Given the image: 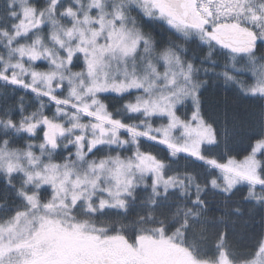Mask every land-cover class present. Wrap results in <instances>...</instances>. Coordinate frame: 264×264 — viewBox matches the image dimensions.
Wrapping results in <instances>:
<instances>
[{
	"label": "rangeland",
	"instance_id": "1",
	"mask_svg": "<svg viewBox=\"0 0 264 264\" xmlns=\"http://www.w3.org/2000/svg\"><path fill=\"white\" fill-rule=\"evenodd\" d=\"M156 2L160 5V10L153 12V17H159V19H156L157 21L167 24V20L172 18L174 23L179 24L181 20H178L177 13L171 9L168 3L164 0H156ZM221 2L222 0H195V6L208 8L212 12L211 22L215 27L211 34L212 38L208 39V44L214 45V48L222 46L223 51L230 53L231 56H239L241 53L234 50L242 47L236 48L224 44L222 39L234 37L251 40L249 27L251 14L247 11V6L251 0H239V3L245 7L242 15L238 11L228 12L227 10H224L222 15L218 14L217 10ZM2 3H4L2 19L7 23L3 24L4 26L1 29H7L11 36L12 29L8 27L9 0H2ZM11 3L19 4L20 0H11ZM96 3L97 0H60L54 16L45 9L43 23L47 25V30L37 29L30 37L22 38L16 44V47L21 44L29 47L38 36L41 38L42 43L38 46V50L43 54L45 48L49 49L51 57L42 55L44 63L38 66H33L31 61L27 59L23 63L36 72L50 74L62 71L68 79L58 77L53 79L51 88L41 79L34 86L41 93L51 91L55 94L58 90L57 86L63 85V91H59L58 98L66 100L68 103L55 105L54 107L60 109V111L54 112L53 108L48 107L51 101L42 96H34L40 103L43 101V106L51 112L49 115L51 125L46 126V131L50 138L54 136L59 145V151L51 149L50 146L41 150L39 147L40 135L36 137L30 149L18 148L21 167L17 169V172L21 174L12 179L11 183L14 187L10 189L16 190L17 196L15 198L20 200V204L17 207L0 204V238L11 240L12 245L19 246V250L12 253L11 258L14 264H70L74 261H77L76 264H84L88 259L92 264H97L103 253L111 255L109 261L112 264H150L152 261H154L153 264H217L215 259L203 260L194 257L186 250V246H181L174 237H166L163 232H159L160 234L156 236H154L155 233L153 235H142L137 238L136 242L129 243L128 240L118 234H110L108 231L92 226L91 219L98 213L110 209L126 210L125 208L128 207V202L132 198V193L137 188L153 189L168 194L177 188H181L185 183L189 187H196L193 180L189 178L172 177L169 178L168 184H165L163 180V176H165L164 167L159 170L161 173L159 176L155 172L141 174L134 168L129 174L132 184H122L119 189L116 185V179L109 177L108 173L101 172L99 169L95 173L89 171L87 167L89 162L99 163L101 160L91 157L92 153L99 149H109L110 151L111 149H117L122 152L131 150L129 154H123L124 156L127 155L126 157L121 154L117 155L126 161L129 159L136 160L137 157L146 156L147 154L140 151L136 144H133V138L139 142H150L141 139L139 136L134 137V133L118 129L119 139H117L115 145L102 144L89 154L87 151L89 146L101 140H111L112 135L109 131L108 135L102 136L100 129L93 127L94 125H100L102 122L97 120L95 116H86L80 109L88 107L90 112L96 113L100 104H104L106 109L102 110L99 113L100 115L110 114L113 119L121 120L131 127L134 132L141 130L149 132V125L153 124L151 134H154V128L159 127L161 124V121L153 120L151 116H145L143 113H129L128 109L124 107L126 102L120 107L118 111H121L120 114L112 113L109 110V105L103 101L105 96L122 99L132 95V99L127 101L131 104L135 102L136 93L118 95L112 90L95 91L96 85L88 77L87 65L82 60L84 53L76 56L74 69L69 70L67 68L69 52L75 54L80 47H91L90 44H82V38L92 40L93 34L96 33L95 40L97 44L108 43L111 30L109 20L115 22L116 14L121 9H124L127 27L139 30L138 26L147 24L143 21L139 11H128L129 7H135L132 0H99V7H96ZM192 6L193 0H190L191 15L187 23L191 24L207 18L208 13L205 11H201L199 17L194 16ZM68 9H71V13L67 11ZM161 12H163V15ZM169 13L172 15L170 16ZM52 20H55L56 23L53 24ZM25 27H31V25L28 24ZM258 27L264 33V23L259 24ZM174 31L177 32L176 29ZM186 31L187 35L183 31L177 33L187 39L195 37L200 39L198 30L188 28ZM69 33H71L70 36ZM54 34L62 41L63 46L52 39ZM81 34H83V37ZM143 34L148 36L145 32ZM151 38L156 43L157 51H138L134 60L129 59L126 68L124 65L115 66L108 77V84H118L122 80L127 82L128 78L124 76L125 70L139 72L140 69L146 67V61L149 59L153 63L158 62L159 49L157 41L153 37ZM8 39L9 36L0 34V50L3 51L5 59H7L8 49L6 45ZM15 59H17L16 54H13V60ZM53 60L61 64L62 68L57 69L52 63ZM73 71H79L82 74L79 77H74L72 75ZM201 74L203 75V72ZM193 76L195 78V72ZM24 78L29 83L32 82L30 73L28 77ZM73 89H75V95H73ZM89 89H92V92H89ZM139 94L142 95V93ZM93 100L99 103L93 105ZM161 102L163 101L161 100ZM74 105L75 107H73ZM37 114L38 117L42 116L39 110ZM58 126L63 128V135L59 134ZM102 126L104 129L115 128L114 125L108 123H103ZM21 135L24 134L21 133ZM77 137H81V139L77 140ZM177 143L182 147L185 146L182 140H177ZM213 145L204 142V148ZM187 146L194 152L200 151L190 144ZM29 150L33 153L31 158L25 155V152ZM68 150L71 151L67 156L62 152L65 161L61 163L55 161L58 152ZM77 152L82 153L86 159L81 161L77 158ZM181 156L193 159L217 171L219 179L212 183V187L220 192L229 194L236 187L244 185L250 187V197H254L256 189L264 190V184L255 182L257 179H261L259 153L256 155L251 153L244 160L231 159L219 168L210 166L205 160L202 162L197 158ZM109 157L111 156L107 158ZM257 161L259 166H257ZM29 175L32 177L31 181L28 180ZM125 187H127V191L124 190ZM20 192H26L32 199L28 200L27 196L18 197ZM8 197L14 198L13 194L8 195ZM260 201L261 199L258 197L257 202ZM9 228L14 229V231H7ZM14 235L15 238L13 239ZM89 262L86 264H91ZM103 264H107V262L104 261ZM241 264H250V262Z\"/></svg>",
	"mask_w": 264,
	"mask_h": 264
},
{
	"label": "snow or ice",
	"instance_id": "2",
	"mask_svg": "<svg viewBox=\"0 0 264 264\" xmlns=\"http://www.w3.org/2000/svg\"><path fill=\"white\" fill-rule=\"evenodd\" d=\"M59 2L60 0H20V3L16 4L11 3V0H9L8 27L12 29L11 36L7 29H0V34L9 36L6 45L8 49L7 59H5L3 51H0V86L8 88L11 93V95L0 99V190L3 191L13 188L12 179L21 174L17 172V169L21 167L18 145L22 141L24 147L30 149L36 137L40 135L39 147L41 150L50 146L51 149L59 151V145L54 136L50 138L46 131V126H50L51 121L48 108L43 106V101L35 109L28 111L24 105L18 103V100L23 99V95L16 100L13 99L18 91L24 94L30 93L33 96H42L51 101L48 107L53 108L54 112L60 111V109L54 107L55 105L68 103V101L58 98L59 91H63V85L57 86L58 90L55 94L51 91L41 93L34 86L41 79L49 88L52 87L53 79L57 77L68 79L62 71L50 74L36 72L23 63L27 59L31 61L33 66H38L44 63L42 55L51 57L49 49L45 48L43 54L38 50V46L42 43L41 38L38 36L29 47L24 44L16 47L19 40L30 37L37 29L47 30V25L43 23L45 9L54 16ZM132 4L135 7H129L128 11H139L145 23L150 25L154 19H159V17H153V12L160 10V5L156 0H132ZM99 6V0H97L96 7ZM224 10L228 12L238 11L242 15L245 7L239 3V0H222L217 10L218 14L222 15ZM67 11L71 13V9ZM201 11L207 12L208 15L207 18L201 19L199 22L189 24L186 20H181L179 24H176L170 18L167 20V24L176 29L177 32L183 31L185 35H187L186 29L188 28L198 30L200 32V47L205 50V57L208 58L212 56V53L208 51V39L212 38L211 34L215 27L211 22L212 12L208 8L196 7L195 0H193L192 14L199 17ZM247 11L251 14V24L249 25L251 41L246 46L234 50L239 51L241 55H232L218 70L215 68L208 69L204 65L203 59L200 60L198 65L195 56L189 55L187 43H191V41H188L183 47L179 48L164 45L158 51L157 63H153L149 59L146 61V67L140 69L139 72L125 70L124 76L128 78L127 82L122 80L118 84H108V77L115 66L124 65L126 68L129 59L134 60L138 51H157L155 41L144 35L142 28L138 30L127 27L124 9L117 12L115 22L109 20L111 30L107 44H97L95 40L96 33L93 34L92 40L82 38L81 43L84 45L90 44L91 47H80L75 54L69 52L67 68L69 70L74 69L76 56L84 53L82 60L87 65L88 77L96 85L95 91L112 90L118 95L136 93L135 102L131 104L126 102L124 105L129 113H143L145 116H151L153 120L161 121L160 126L154 128V134H151L153 124L149 125V132L143 130L134 132L131 127L121 120L113 119L110 114L100 115L99 113L106 109L104 104H100L96 113L90 112L88 107L80 109L86 116H95L97 120L102 122L100 125L93 126L100 129L102 136L108 135L109 131L112 135L111 140L94 142L88 147V153L91 154L97 147L105 143L115 145L117 139H119L118 129H124L128 133H134V137L139 136L141 139H146L152 144L163 147L169 160L179 159L181 155H185L203 162L205 160L203 155L204 142L206 141L208 145L218 142L213 125L204 116L202 96L207 88V77L209 75L219 76L226 88L235 89L245 98L264 101V55H258V53L264 52V33L258 27L259 24L264 23V0H251L247 6ZM161 14L163 15V12ZM169 15L172 14L169 13ZM187 15L188 13L185 12V16ZM51 22L56 23L55 20ZM28 24L31 27L26 28L25 25ZM68 35L70 36L71 33ZM81 35L83 37V34ZM52 39L63 46L62 41L55 34ZM13 54H16L17 59L13 60ZM208 62L213 65L217 63L215 59H209ZM52 63L57 69L62 68V65L56 63V61L53 60ZM201 69H203L204 76L202 80L200 79ZM194 72L196 73L195 78L193 76ZM29 73L31 83L24 78L28 77ZM81 74L79 71L72 72L74 77H79ZM89 92H92V89H89ZM139 93H142V95ZM73 95H75V89H73ZM92 103L95 105L99 102L93 100ZM37 110L42 113V116L38 117ZM103 123L112 124L115 128L104 129ZM58 127L59 134L63 135V128ZM21 133L24 135L21 136ZM224 133L225 138H227V128L224 129ZM79 139L81 137H77V140ZM177 140H182L185 146H180ZM252 142L255 146L250 149L251 153L253 155L259 153V155L264 156V134L253 136ZM133 144L138 145L139 141L133 138ZM189 144L200 151H192L187 146ZM65 154L67 155V153ZM25 155L31 158L33 153L29 150L25 152ZM76 157L81 161L86 159L80 152L76 153ZM207 163L217 167L223 166L218 164L215 159H208ZM256 163L259 166V162ZM164 165L165 161L159 160L155 157V154H147L146 156L137 157L136 160L129 159L127 161L117 155L101 159L99 163L89 162L87 167L93 173L99 169L101 172L108 173L109 177H114L119 189L122 184H132L129 174L134 168L141 174L155 172L159 176L161 175L159 170ZM31 179L32 177L29 175L28 180L31 181ZM163 180L165 184H168L169 177L165 175ZM255 182L264 184V180L261 179H257ZM213 183L215 182L213 181ZM124 190L127 191V187ZM13 196L15 198L17 194L13 193ZM25 196L28 200L32 199L26 192L18 193L20 198ZM7 231L12 232L14 229L9 228ZM224 237H227V232L224 233ZM18 250L19 246L12 245L11 240L0 238V264H14L11 258L12 253ZM235 259L221 240L220 244L216 246L215 260L217 264H234ZM240 259L250 262V264H264V239H257L249 254L240 257Z\"/></svg>",
	"mask_w": 264,
	"mask_h": 264
},
{
	"label": "trees",
	"instance_id": "3",
	"mask_svg": "<svg viewBox=\"0 0 264 264\" xmlns=\"http://www.w3.org/2000/svg\"><path fill=\"white\" fill-rule=\"evenodd\" d=\"M3 5L0 0V29L7 23L2 19ZM138 28H142L145 34L157 41L159 50L164 45L183 47L191 41L187 43L189 55L195 56L198 65L203 59L208 69L218 70L231 57L230 53L223 51L222 46L214 48L210 44L208 51L212 56L206 58L198 37H182L171 26L156 19L150 25L142 24ZM258 55H264V52ZM209 59H215L217 63L213 65L208 62ZM202 72L203 69L200 72L201 80L204 78ZM207 81V88L202 96L204 116L213 125L218 142L203 149L205 161L215 159L218 164L224 165L231 159L244 160L250 156V149L255 146L252 137L264 134V101L245 98L235 89L226 88L219 76L209 75ZM8 95H11L9 89L0 86V99ZM21 95L23 99L18 100V103L24 105L28 111L40 104L32 94L20 91L13 99L16 100ZM131 99L132 95L122 99L105 96L103 101L109 105L112 113L118 115L121 112H118L120 107ZM48 112L50 115L51 112ZM225 128L228 129L227 138ZM137 147L145 154H155L159 160L165 161L166 176L189 178L196 187H189L185 183L168 194L137 188L133 191L126 210L110 209L98 213L91 219L92 226L110 234H118L129 243L136 242L142 235L155 233L156 236L163 232L166 237H174L177 243L186 246V250L194 257L203 260L215 259L216 246L223 240L224 246L236 258L234 264L247 263L240 257L249 254L257 239H264V190L256 189L254 197H250V187L244 185L236 187L229 194L220 192L212 187L213 181L219 179L217 171L184 156L169 160L165 149L157 144L140 141ZM18 148L27 149L23 141ZM70 151L58 152L55 161H65L63 153L68 154ZM130 152L131 150L122 152L117 149H99L91 157L103 159ZM259 159L261 179L264 180V156L260 155ZM210 166L219 168L213 164ZM15 191L0 190V204L8 207L19 206V199L8 197ZM258 197L260 202H257Z\"/></svg>",
	"mask_w": 264,
	"mask_h": 264
},
{
	"label": "water",
	"instance_id": "4",
	"mask_svg": "<svg viewBox=\"0 0 264 264\" xmlns=\"http://www.w3.org/2000/svg\"><path fill=\"white\" fill-rule=\"evenodd\" d=\"M167 3H169L174 10H176L177 14L182 20H188L190 18V8H189V0H165ZM185 12L188 13L187 16H185ZM251 40L249 39H240V38H224L223 42L231 44L235 47H244L246 46Z\"/></svg>",
	"mask_w": 264,
	"mask_h": 264
},
{
	"label": "flooded vegetation",
	"instance_id": "5",
	"mask_svg": "<svg viewBox=\"0 0 264 264\" xmlns=\"http://www.w3.org/2000/svg\"><path fill=\"white\" fill-rule=\"evenodd\" d=\"M111 255L109 253H103L100 258L99 261L97 262V264H99L101 262V264H103V262H107V264H112L109 260H110ZM77 261L74 262H70V264H76ZM87 262H89V259L85 261L84 264H86ZM92 264V262H89ZM96 263V262H95ZM154 261H152L150 264H153Z\"/></svg>",
	"mask_w": 264,
	"mask_h": 264
}]
</instances>
